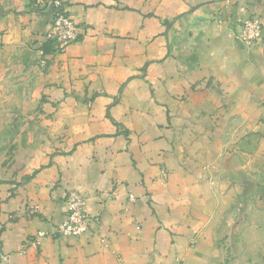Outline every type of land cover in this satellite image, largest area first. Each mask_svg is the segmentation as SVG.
I'll list each match as a JSON object with an SVG mask.
<instances>
[{
  "label": "crops",
  "instance_id": "0c3cea01",
  "mask_svg": "<svg viewBox=\"0 0 264 264\" xmlns=\"http://www.w3.org/2000/svg\"><path fill=\"white\" fill-rule=\"evenodd\" d=\"M63 2L56 54L51 7L0 0V264H264V0ZM71 191L90 231L32 248Z\"/></svg>",
  "mask_w": 264,
  "mask_h": 264
},
{
  "label": "built area",
  "instance_id": "2783aa9c",
  "mask_svg": "<svg viewBox=\"0 0 264 264\" xmlns=\"http://www.w3.org/2000/svg\"><path fill=\"white\" fill-rule=\"evenodd\" d=\"M42 4L53 9V19L46 34L47 43L56 54H63L79 40L77 24L67 12L63 0H40ZM244 34L240 40L248 47L260 42L263 25L259 20H250L244 24ZM166 171L163 172V178ZM132 200L133 196L130 197ZM86 196L77 191H71L67 196V215L64 221L52 233L40 231L30 242V246L39 249L48 237L55 238H80L90 231L91 219L86 213ZM27 245V246H29Z\"/></svg>",
  "mask_w": 264,
  "mask_h": 264
},
{
  "label": "rangeland",
  "instance_id": "374dc122",
  "mask_svg": "<svg viewBox=\"0 0 264 264\" xmlns=\"http://www.w3.org/2000/svg\"><path fill=\"white\" fill-rule=\"evenodd\" d=\"M250 20H259L262 23V25H263V32H264V23H263V20L259 16H253V15L247 16L240 23L239 31H238V35H237V39H238L239 43L241 45H243V47L246 49L247 52L253 53V52H256V51L261 50L263 48L264 42H263V32H262V36H261L262 38H261L260 42L257 41L256 44H255V46L248 47L246 44H244L240 40L241 34H244V27L243 26H244L245 22L250 21ZM261 174L263 176L264 175V171H262ZM49 233H52V232H49Z\"/></svg>",
  "mask_w": 264,
  "mask_h": 264
}]
</instances>
